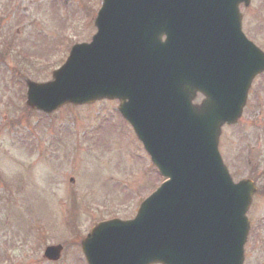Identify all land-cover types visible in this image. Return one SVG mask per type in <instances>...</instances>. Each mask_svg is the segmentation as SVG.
Segmentation results:
<instances>
[{
    "label": "water",
    "instance_id": "water-1",
    "mask_svg": "<svg viewBox=\"0 0 264 264\" xmlns=\"http://www.w3.org/2000/svg\"><path fill=\"white\" fill-rule=\"evenodd\" d=\"M242 2L104 0L92 41L74 45L53 80L27 81V104L46 113L119 99L166 178L134 219L92 229L89 264H244L256 187L235 183L219 150L223 125L238 121L264 71V51L242 31Z\"/></svg>",
    "mask_w": 264,
    "mask_h": 264
},
{
    "label": "rangeland",
    "instance_id": "rangeland-1",
    "mask_svg": "<svg viewBox=\"0 0 264 264\" xmlns=\"http://www.w3.org/2000/svg\"><path fill=\"white\" fill-rule=\"evenodd\" d=\"M101 4L0 0V264H47L45 247L59 243L65 247L59 264H87L80 261L77 227L84 237L100 220L134 216L164 180L118 100L68 104L51 114L25 103L27 79H52L71 46L91 40ZM241 11L245 33L264 49V0ZM257 133L264 145V73L242 117L220 139L236 180H258L251 168ZM260 181L264 175L262 188ZM249 216L245 264H264V190Z\"/></svg>",
    "mask_w": 264,
    "mask_h": 264
},
{
    "label": "flooded vegetation",
    "instance_id": "flooded-vegetation-1",
    "mask_svg": "<svg viewBox=\"0 0 264 264\" xmlns=\"http://www.w3.org/2000/svg\"><path fill=\"white\" fill-rule=\"evenodd\" d=\"M259 135V141L256 140V144H254V151L257 153V159H256V162L252 165V171L253 173H257L258 174V180L259 178H261L263 175H264V145L261 144V140L262 138L260 137L262 133H257ZM259 145V146H258ZM262 148H261V147ZM246 177H249L251 179L254 180V182L258 185V180L257 179H254L253 177L251 176H246ZM260 183H264V181H260ZM260 186L258 185V192L260 189L264 190V186L262 188H260ZM81 242V241H80ZM80 244V243H79ZM81 250V248H80ZM82 252V250H81ZM80 261H85L84 258L81 256V259Z\"/></svg>",
    "mask_w": 264,
    "mask_h": 264
}]
</instances>
